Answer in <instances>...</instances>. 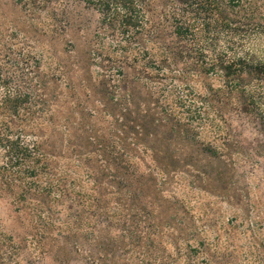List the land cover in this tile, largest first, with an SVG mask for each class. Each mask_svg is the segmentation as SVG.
Segmentation results:
<instances>
[{
  "label": "rangeland",
  "instance_id": "374dc122",
  "mask_svg": "<svg viewBox=\"0 0 264 264\" xmlns=\"http://www.w3.org/2000/svg\"><path fill=\"white\" fill-rule=\"evenodd\" d=\"M97 2L0 0V264H264V158L197 115L220 80L121 67ZM124 76L153 118L139 146Z\"/></svg>",
  "mask_w": 264,
  "mask_h": 264
},
{
  "label": "trees",
  "instance_id": "16d2710c",
  "mask_svg": "<svg viewBox=\"0 0 264 264\" xmlns=\"http://www.w3.org/2000/svg\"><path fill=\"white\" fill-rule=\"evenodd\" d=\"M97 3L103 26L122 37L116 51L121 65H125L121 67L132 70L127 61L133 53L134 63L147 73L154 72V78L215 74L221 86L207 89L209 93L199 98L198 118L214 129L223 149L233 147L229 142L240 139L232 129L236 120L252 138L250 149L264 158V56L239 46L252 37L264 38V32H254L258 22L264 23V0ZM121 80L120 142L143 145L141 137L146 136L145 126L152 122V115L149 110L141 115L134 89L127 85L125 76Z\"/></svg>",
  "mask_w": 264,
  "mask_h": 264
}]
</instances>
